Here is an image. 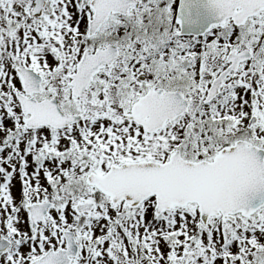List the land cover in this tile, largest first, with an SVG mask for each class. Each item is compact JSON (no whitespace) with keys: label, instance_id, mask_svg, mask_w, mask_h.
Instances as JSON below:
<instances>
[{"label":"snow or ice","instance_id":"6c2138e0","mask_svg":"<svg viewBox=\"0 0 264 264\" xmlns=\"http://www.w3.org/2000/svg\"><path fill=\"white\" fill-rule=\"evenodd\" d=\"M0 264H264V0H0Z\"/></svg>","mask_w":264,"mask_h":264}]
</instances>
